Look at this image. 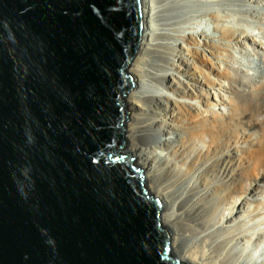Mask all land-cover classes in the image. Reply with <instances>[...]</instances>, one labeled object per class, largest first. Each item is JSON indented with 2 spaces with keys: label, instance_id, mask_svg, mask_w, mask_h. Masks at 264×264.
<instances>
[{
  "label": "water",
  "instance_id": "obj_1",
  "mask_svg": "<svg viewBox=\"0 0 264 264\" xmlns=\"http://www.w3.org/2000/svg\"><path fill=\"white\" fill-rule=\"evenodd\" d=\"M142 0H0V264H192L127 138Z\"/></svg>",
  "mask_w": 264,
  "mask_h": 264
},
{
  "label": "bare ground",
  "instance_id": "obj_2",
  "mask_svg": "<svg viewBox=\"0 0 264 264\" xmlns=\"http://www.w3.org/2000/svg\"><path fill=\"white\" fill-rule=\"evenodd\" d=\"M216 1L219 6L224 2ZM195 7L197 10L188 15L187 10ZM199 8L204 16L217 18L203 0H142L143 45L142 49L139 47L137 60L130 68L136 73L138 84L126 97L131 112L127 123L128 145L135 161L144 169L150 193L167 203L163 207L161 219L174 232L172 246L175 252L178 251L179 257L192 264H237L243 253L233 255L234 249L230 245H239V238L235 234L236 223L238 225L239 222L234 216L237 215L236 210L245 207L243 202L239 204L236 199L242 197L238 194L242 187L238 183L235 186V177H231L227 183L217 184L215 173L220 161L208 156L215 152V144H222V139L228 135L231 127L228 121L221 120L223 116L210 110L211 104L207 103L208 96L198 76L202 74L211 81L214 75L228 82L229 90L235 94V98L230 101L221 98V101L224 106L232 105L229 118L237 123L244 119V101L239 98L240 88L250 83L241 75L233 74L227 66H217L212 58L196 47L198 39L195 37V29L185 25L194 20L191 16L200 12ZM154 19L163 22L168 28L167 33L151 27ZM259 20L264 22V15ZM178 26L191 30L182 34ZM220 32V41H209L207 38L212 36L206 35L203 42L204 47L209 48L215 57L228 55L225 42L238 38L233 29L223 27ZM166 36L174 43H157L158 39L163 40ZM182 44L187 45L186 52L191 57L178 52ZM149 52L159 53L166 59L168 55L173 58L169 62L164 61L165 64L160 63L159 68L156 66L157 71L152 72L145 68ZM192 59L194 62L190 61ZM176 60L183 66V70L178 69L177 73L173 69ZM232 70L239 72V69ZM180 76H184V80ZM145 85L156 90H142ZM193 99L202 101L201 107L193 103ZM251 101H245L250 109L255 106L254 101ZM239 126L238 123L237 129ZM207 138L211 140L209 143L206 142ZM258 203L259 206L263 205ZM226 206L231 207L229 213L222 211ZM166 210L172 212L166 213ZM185 239L191 240L190 246L181 243ZM254 240L259 247L261 240Z\"/></svg>",
  "mask_w": 264,
  "mask_h": 264
},
{
  "label": "rangeland",
  "instance_id": "obj_3",
  "mask_svg": "<svg viewBox=\"0 0 264 264\" xmlns=\"http://www.w3.org/2000/svg\"><path fill=\"white\" fill-rule=\"evenodd\" d=\"M203 1L209 11L214 13L217 18L212 19L209 15L204 16L200 8L199 14L195 12L194 16H191L194 20L186 24L185 27L191 26L192 29H195V37L198 39L196 47L204 51L209 58H212V61L217 63V66L220 65L222 68L227 66L231 69L233 74L241 75L247 83H250L249 86L240 88L241 95L239 98L244 101V119L238 122L240 124L238 130L236 127L238 126L237 121L229 118V114L232 112V105L226 104L224 106L221 101V98H225L227 101H230L233 97L235 98V94L231 93L229 90L228 82L214 75H212V80L208 81L202 74H199V81L203 84V88L208 96L207 103L211 104L210 110L223 116L221 120L228 121L231 127L228 135L222 139V144L219 146L215 144V152L212 155L208 154V156L209 158L214 157L220 161V166L215 173L217 184L227 183L231 177H235V186L238 183L240 188L242 187L238 193L242 195V197L236 199L239 204L243 202L245 207L236 210L235 214L237 213V215L234 216V219H237V222H239L238 225L236 223L237 230L235 228V234H237L239 238V245H236V247H234V244L230 245V247L232 246L234 249L232 250L233 255L243 253L237 264H264V22L259 20V18L264 15V0H223L224 2L220 6L217 5L218 2L216 0ZM194 10H197L196 7L190 9V11L188 9V15ZM258 11L262 13H258ZM192 14L193 13H191V15ZM151 27L159 28L162 33H167L166 30H168V28L163 25V22L157 19H154V21L152 20ZM223 27L235 30L238 38L225 42L228 55H217V57H215L210 53L211 50L209 48L204 47L203 42L206 35L212 36L207 38L209 41H220V29ZM177 29L181 31L182 34L191 30L181 28L180 26H178ZM166 38L167 36L163 40L158 39L157 43H174V41ZM179 43H181V41ZM142 45L143 42L141 41L140 49H142ZM186 46V44H182L181 47H178V52L180 51L183 55L185 53L184 56H189L188 52H186ZM169 52H171V50ZM138 55L139 52L135 57L136 59H134L128 67L129 71L135 75L136 85L138 84L136 73L131 71L130 68H132V64L137 60ZM147 55L148 62L145 68L152 72L157 71L156 68L158 65L161 66V64H165V62H169L170 59L173 58L172 55H168L166 59L155 52H149ZM190 61L194 62L193 59ZM170 68H172V65ZM233 68L236 70L239 69V72H235L232 70ZM173 69H175V73H177L178 69L183 70V66L176 60ZM159 72L163 73V71ZM180 78L184 80V76H180ZM189 86L193 89L192 85ZM135 87L133 89H135ZM152 88V86L149 87L145 85V88L142 90H156ZM257 96V100L254 101ZM252 98L254 103L249 100ZM246 100L251 101L255 105L254 108L250 109L247 107L249 104L246 106ZM193 103L199 107L202 105V101L196 99H193ZM246 115L248 116L246 117ZM210 141L209 138L206 139L207 143ZM159 152H161V150H159ZM243 172H245L244 175ZM241 178L242 180L239 181ZM258 202H261L263 205L259 206ZM166 204L165 202L164 205L166 206ZM229 209L231 210V207L226 206L222 211L229 213ZM170 212L172 211L166 210V213ZM223 224L226 225L227 223L223 222ZM170 231L172 240L174 232L172 229H170ZM254 239H257V242L261 240L259 241V247L256 246ZM179 242L180 240L176 245ZM181 243L185 246H190L191 240L185 239L181 241ZM186 250L187 248L185 251ZM177 252L174 251V254L179 257V253Z\"/></svg>",
  "mask_w": 264,
  "mask_h": 264
}]
</instances>
